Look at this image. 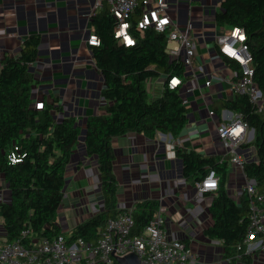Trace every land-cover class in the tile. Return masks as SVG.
Masks as SVG:
<instances>
[{"label": "trees", "instance_id": "obj_1", "mask_svg": "<svg viewBox=\"0 0 264 264\" xmlns=\"http://www.w3.org/2000/svg\"><path fill=\"white\" fill-rule=\"evenodd\" d=\"M216 13L220 28L241 29L253 56L254 82L264 96V0H219ZM140 6L130 20L137 40L127 48L116 39L120 26L107 2L92 18L94 35L100 47H91L98 72L104 82V114L90 117L85 124L84 147L89 157L97 158L103 211L64 233L59 224L65 200L67 172L82 141V125L74 117L58 120L53 106L34 108V77L30 65L38 58L41 40L31 37L18 57H6L0 71V176L11 193L9 203H0V219L9 242L29 232L32 239L53 241L63 235L70 245L79 240L97 243L100 231L119 216V183L114 173L113 140L131 133L155 139L158 133L179 138L188 126L190 109L181 89L171 90L173 78L187 81L183 63L167 53V35L139 29ZM240 75L238 63L224 59ZM228 110L248 122L255 138L249 144L257 150L258 161L248 162L245 176L264 195V111L259 112L250 98L236 95L220 101L214 111ZM184 176L194 185L210 171L220 177V188L210 208L213 225L206 238L221 245L222 258L229 264H253L244 245L250 226L251 200L244 191L237 201L229 194L228 163H220L197 153L180 152ZM160 209L158 201L136 205L133 236H141Z\"/></svg>", "mask_w": 264, "mask_h": 264}, {"label": "crops", "instance_id": "obj_2", "mask_svg": "<svg viewBox=\"0 0 264 264\" xmlns=\"http://www.w3.org/2000/svg\"><path fill=\"white\" fill-rule=\"evenodd\" d=\"M98 3L99 0H0V71L6 57H18L27 40L39 37L38 58L30 65L35 82L34 108L53 106L58 120L74 117L82 127L90 117L104 114L102 92L105 85L89 45L95 36L91 21L98 12ZM194 4L195 1L192 6ZM180 5L179 24L184 27L190 20V11L189 16L185 13L190 3L182 1ZM203 29L207 39L205 49H198V63L202 67L197 73L198 82L191 81L196 85L192 90L184 92L185 86L181 90L190 109L189 123L181 136L175 139L158 133L155 139H149L131 133L114 139L112 146L114 173L119 183V209L158 201L164 217H168L167 229L171 238L187 244L196 256L197 264H214L222 261V250L214 246L217 243L206 238L204 232L213 225L209 211L216 196L199 195L197 185L184 176L180 152H194L215 158L220 163L227 162L229 178H233L229 194L240 192L238 170L230 163L218 135V128L229 125L235 116L230 114L231 111L222 110L212 119L204 111L207 107L214 110L220 101L234 99L231 82L235 73L224 58L220 65L213 62V52L219 54L212 43L217 24L214 29ZM213 79L214 84L207 88L206 84ZM252 141L250 134L240 149L250 147ZM240 149L239 154L247 163L258 161L255 147L249 152L250 158ZM66 178L59 224L67 234L99 212L93 211L91 205L94 203L91 192H95L98 185L101 190L98 160L87 155L83 135ZM243 192L236 194L237 201ZM10 201L8 185L0 176V203ZM69 214L74 216L73 227L67 219ZM63 217H66L64 222Z\"/></svg>", "mask_w": 264, "mask_h": 264}, {"label": "built area", "instance_id": "obj_3", "mask_svg": "<svg viewBox=\"0 0 264 264\" xmlns=\"http://www.w3.org/2000/svg\"><path fill=\"white\" fill-rule=\"evenodd\" d=\"M99 0L96 9L102 7ZM111 13L118 20L120 26L116 32V39L123 40L127 48L135 46L137 40L131 33L130 20L135 11L142 7V20L139 29L142 31L154 30L158 34L167 35V53L173 60L180 61L189 73L187 81L182 78H173L170 89H181L189 81L198 82L199 65L198 44L192 38V4L194 0H105ZM190 3V20L186 26L179 24L181 2ZM175 2L176 7H172ZM149 17L153 21H149ZM222 31V35L219 32ZM213 35L214 46L224 59L234 61L241 67V74H235L231 82L233 95L248 96L259 112L264 111V96L254 82L255 70L253 56L247 45V37L241 29L220 28ZM201 39L206 42L205 31ZM130 41V42H129ZM91 47H100L101 41L93 36L89 41ZM212 82L206 84L211 88ZM183 94V93H182ZM185 99V98H184ZM185 103L187 104L186 100ZM207 115L214 119L218 114L207 107ZM229 125L218 128L221 143L229 151L230 163L240 171L246 180L244 191L251 203L250 226L244 245L247 246V255L253 257L264 252V195L258 191L254 182L245 174L246 159L239 154L240 147L252 134V130L238 114ZM200 196H216L220 188V177L212 170L206 178L197 185ZM122 213L110 220L100 231L97 243H86L79 240L70 245L63 235L53 241L47 239H32L27 244L29 232L23 233L22 239L9 242L6 234L0 233V264H118L116 258H126L130 254L138 256L141 264H197L198 260L192 249L182 241L171 238L167 221L163 211L159 209L153 221L145 228L141 236H133L135 228V207L121 210ZM225 262V261H224ZM216 261L214 264H224ZM227 264L230 261L225 262Z\"/></svg>", "mask_w": 264, "mask_h": 264}, {"label": "rangeland", "instance_id": "obj_4", "mask_svg": "<svg viewBox=\"0 0 264 264\" xmlns=\"http://www.w3.org/2000/svg\"><path fill=\"white\" fill-rule=\"evenodd\" d=\"M194 1H195V4L193 5L194 8L192 9V26H193L192 38L196 39V42L198 44V49L202 50V49H205L204 41L201 39L202 31L204 30L203 28L207 27L208 29H214L216 27V13L221 10V1L219 0H194ZM171 4H175V2H171ZM182 6L185 7V5H182ZM189 6L187 7V9H189ZM173 7H176V6H173ZM182 11H181L182 13L185 12L184 10ZM186 11L187 12L185 13H187L189 16V10H186ZM148 20L151 22L153 21V18L149 17ZM219 34L222 35V31H220ZM212 43L214 44V39L212 40ZM222 58L223 57H221L218 54V52L216 51L213 52L212 59L215 65H220V63L222 62ZM218 69L220 70L221 67ZM194 87H196V85L192 83L191 81H189L185 85L184 92H186L187 90H192V88ZM208 100L210 101V103L213 102L211 97H209ZM204 111H206V115H207V110L204 109ZM83 128H82V133L84 134L82 135L85 137V127ZM251 148L253 147L250 146L247 148H241L240 152H243V153L246 152L247 153L246 155H248V157L250 158L249 152L251 151ZM224 150L226 151V153L229 154V151L226 148H224ZM237 173H238L237 175L239 176L237 184L239 186L240 192L231 193L230 195H232L233 198H237L236 194H241L243 192V188L246 187V180L243 177L242 173L240 171H238ZM231 184H233V178H229L228 180V189L230 188ZM91 193H93L92 200H91L92 202H94L91 204L93 207V211H99V212L103 211L104 202L103 200H100V198L102 197L100 186L98 185L97 188H95V192L93 191ZM99 212H97V214ZM64 219H66V217L61 218L62 222H64ZM67 219L71 222V226L73 227L74 226V223H73L74 216H70L69 214L67 216ZM165 219H168V217H165ZM211 222H212V219H211ZM66 231L67 230H65V232ZM0 233L2 235L5 234V230H4V227L1 221H0ZM216 245L221 249L220 244H214V246ZM221 250H222V255H223V249ZM254 258H255V264H264V252H262L261 254H256ZM222 262H224L223 258H222ZM189 264H193V263H189ZM224 264H227V263L224 262Z\"/></svg>", "mask_w": 264, "mask_h": 264}, {"label": "water", "instance_id": "obj_5", "mask_svg": "<svg viewBox=\"0 0 264 264\" xmlns=\"http://www.w3.org/2000/svg\"><path fill=\"white\" fill-rule=\"evenodd\" d=\"M255 138V131L252 130V140ZM118 264H141L138 256L130 254L126 258H116Z\"/></svg>", "mask_w": 264, "mask_h": 264}, {"label": "bare ground", "instance_id": "obj_6", "mask_svg": "<svg viewBox=\"0 0 264 264\" xmlns=\"http://www.w3.org/2000/svg\"><path fill=\"white\" fill-rule=\"evenodd\" d=\"M130 42V41H129Z\"/></svg>", "mask_w": 264, "mask_h": 264}]
</instances>
